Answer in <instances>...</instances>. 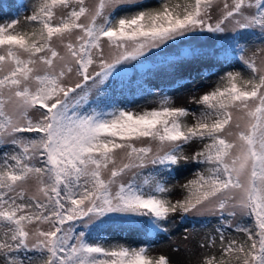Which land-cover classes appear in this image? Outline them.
Listing matches in <instances>:
<instances>
[{"label": "snow or ice", "instance_id": "6c2138e0", "mask_svg": "<svg viewBox=\"0 0 264 264\" xmlns=\"http://www.w3.org/2000/svg\"><path fill=\"white\" fill-rule=\"evenodd\" d=\"M23 19L0 22V264H172L145 246H105L100 230L161 232L178 213L220 225L200 245L219 257L200 264H264V57L240 43L255 36L264 52V0H36ZM226 32L251 75L226 72L191 99L198 112L167 96L139 113L114 100L129 62H170L172 45ZM197 144L191 160L206 168L173 201L162 174Z\"/></svg>", "mask_w": 264, "mask_h": 264}, {"label": "rangeland", "instance_id": "374dc122", "mask_svg": "<svg viewBox=\"0 0 264 264\" xmlns=\"http://www.w3.org/2000/svg\"><path fill=\"white\" fill-rule=\"evenodd\" d=\"M17 0H0V22L5 21V13L11 8V5ZM36 2V0H33ZM96 0H86V5L91 7ZM222 5H217L212 10L213 22L219 18V8ZM26 11L20 18L21 25L24 24V17L29 14ZM60 13L58 12L57 15ZM83 22V18H82ZM233 33L226 32L222 34H206L198 38H190L179 44H174L168 49L170 57L181 58L180 54L184 49L193 50L194 54L187 57H182L178 66L173 67L168 63L161 62V57H154L147 61L143 66L137 62H129L126 65L127 72H132V79L129 81V86L123 90L117 89L114 95V100L120 106H126L127 110L142 112L147 109H153L159 106L162 97L167 96L173 101V105L177 107H193L191 102L193 97H199L204 92L212 89L222 76L228 71H234L224 64L228 58L226 51L222 48L220 42L226 40ZM260 46L254 47L245 53V56H256L257 64L260 63L261 57H264V52L259 51ZM63 52V49H60ZM108 49L105 48V54ZM142 59V58H141ZM212 68V70L203 71V68ZM200 72V73H199ZM137 84L140 87H137ZM190 121L192 116L188 117ZM136 146H144L152 144L153 151H156L157 145L146 139L134 141ZM201 144L187 146L184 150V155L191 160L193 150L199 149ZM120 153H117L119 163ZM185 162V161H181ZM105 173V178H107ZM132 173H128L121 177L124 182L130 180ZM186 179L178 181L173 189L172 198L176 200L182 198L184 194L183 185ZM180 214L174 215L178 217ZM189 216L194 218H204L213 216L210 213L198 215L190 213ZM177 220V219H176ZM43 227L47 228V225ZM215 235L214 230L205 231H184L172 238L167 243H163L151 250L152 255L164 254L169 257L172 264H200V260L205 255L220 254L218 248L208 249L201 248L200 245L206 243V237ZM226 238L241 239L243 234L226 233ZM217 245L219 240L217 239Z\"/></svg>", "mask_w": 264, "mask_h": 264}, {"label": "trees", "instance_id": "16d2710c", "mask_svg": "<svg viewBox=\"0 0 264 264\" xmlns=\"http://www.w3.org/2000/svg\"><path fill=\"white\" fill-rule=\"evenodd\" d=\"M15 2L16 3L11 5V8L5 13V15H3V17H5V21L17 17L21 18L26 11H30V13L28 14L30 15L32 11V5L35 3V1L33 0H17ZM145 2L150 5H155L156 0H145ZM245 35L247 38L240 40L241 44L247 45L245 53L254 47L260 46L259 41L255 36H247V34ZM220 44L222 45V48L226 51L228 55V58L225 60L224 64L227 65V67L234 69V71L241 72L242 76L245 79H247L251 75V73L249 70L245 69L236 58L237 53L232 49L233 35L227 38L226 40L220 42ZM180 60L181 58L174 59L170 63H168V65L170 64L171 66L176 67L180 64L181 62ZM207 70H212V68L209 69L206 67L203 68V71H207ZM127 79L128 81L132 79V72H127ZM121 107L127 109L126 106H121ZM187 108H189L192 111H197V112L199 111V106L197 105ZM147 110H151V109H147ZM130 111L137 112L134 110H130ZM185 122L191 124L193 120L190 121L189 118L187 117ZM202 147L203 145L201 144L200 148ZM205 168L206 165L197 164L194 161H187V162H180L179 166H173V170L170 173L167 172L163 173L162 182L165 183L166 187L170 190V192L167 194L168 198L173 200L172 198L173 189L175 185L178 183V181L182 179H186L185 184H187L189 180L195 178V174L197 172L204 171ZM144 171L145 173L147 172V170ZM184 195H185V190L183 196ZM219 226L220 225L217 223V220L214 216L204 217V218H198V217L194 218L189 216V214L186 217H182L180 214V216H178L177 218L174 216H170L169 220L163 224V227L166 230L161 232H150L148 231L146 226L138 223H134V224L119 223L110 226L106 225L103 229L100 230V233H102L103 235V239L101 240V243L104 244L105 246H114L120 244L131 248H138L141 246H145L148 247L149 249V255H152L150 252L153 248H156L163 243H167L172 238H174L175 236L179 235L184 231L191 230L195 232L198 231L208 232L214 230ZM100 233L94 232L93 236H96ZM242 239H244V236L240 240ZM219 255L220 254L216 256L219 257Z\"/></svg>", "mask_w": 264, "mask_h": 264}]
</instances>
